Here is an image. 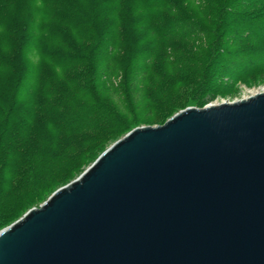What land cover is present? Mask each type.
I'll return each instance as SVG.
<instances>
[{
    "label": "water",
    "instance_id": "obj_1",
    "mask_svg": "<svg viewBox=\"0 0 264 264\" xmlns=\"http://www.w3.org/2000/svg\"><path fill=\"white\" fill-rule=\"evenodd\" d=\"M130 126L0 228V264H264V90Z\"/></svg>",
    "mask_w": 264,
    "mask_h": 264
},
{
    "label": "rangeland",
    "instance_id": "obj_2",
    "mask_svg": "<svg viewBox=\"0 0 264 264\" xmlns=\"http://www.w3.org/2000/svg\"><path fill=\"white\" fill-rule=\"evenodd\" d=\"M112 1L119 7L121 1ZM126 1L132 3L130 12L126 14L124 12H117V14L109 10L103 13L102 11L87 13L81 9L80 0L65 1L64 4L62 3L63 18L73 17L78 21L75 27L63 25L64 28L61 30L55 27L57 22L54 21L53 12L56 9H52L49 13L42 11V16H36L41 20L40 28L43 27L46 35L51 34L52 37L40 50H36L34 46L25 49L23 56L26 57L27 64L26 66L18 64L19 71L24 69V74L20 75L21 87L14 92L17 80L15 76L18 73L16 68L9 70L12 78L5 71L0 72V140H3L0 141V147L10 164L18 159L9 155L17 142L24 143L23 149L28 151L33 148L35 138L39 134L47 131L50 135H55L46 119L48 110L44 109L45 115L33 119L25 126V129L19 130L20 133L18 131L11 139H7V135L1 136L5 112L14 105L13 93L17 98L23 99V103H30L32 97L41 98L47 108L53 105L56 107V113L60 115L62 112L55 105L57 88L64 87L65 91L72 92V84L85 85L87 79L93 77L95 70L99 69L103 59L110 52L120 63L129 60L135 62L131 71L134 77L139 75L143 67L147 68V57L151 52L155 49L159 52L155 63L149 68L148 76L149 79L153 77L151 82L158 83L162 87L159 93H153L152 98L134 100L136 96L128 88L129 77L123 70H118L117 74L109 81L105 80L104 84L97 81L96 85H99L102 91L101 98L116 105L120 116L127 118L129 125L159 123L162 116L156 115L158 107H165L169 100L175 98L180 97L181 106L197 105L202 99L206 100L204 104H209L239 97L249 91L264 90V0L178 1L182 6L180 12L183 14L181 15L208 28L214 27L212 32L186 40L159 38L152 32L154 24H157L160 29L165 28V22L173 18L172 14L161 9L146 8L139 0ZM234 5L238 9H235ZM231 6L233 9L228 12ZM73 7L78 9L77 12H72ZM246 7L249 8L246 10ZM218 10L221 21L214 23L213 19ZM49 25L50 28H48ZM48 29H50L49 32ZM4 32L5 27L0 26V39ZM7 45V41L0 43V54L7 50ZM72 52L81 58L69 59L67 55ZM59 54H63L60 66L56 62ZM138 54L140 57L135 60L134 55L138 56ZM81 68H85V71L78 74ZM203 71L205 74L202 76ZM212 71L216 72V76L212 77ZM177 78L180 82H176ZM31 88L33 91H30ZM125 98L132 99L131 106H127V110L118 106L119 100L122 101ZM76 100L80 104L87 103L86 99H81L79 96H76ZM29 103L25 107L21 103L19 108L13 107L9 122L17 123L16 116L21 113L24 116L26 114L30 116ZM67 139L73 140L74 137L63 136L62 142ZM106 141L93 143L85 141L77 155L73 154L72 157L69 156L70 154L67 155L70 159L63 164L47 163L41 170L37 183L29 186L31 188L28 192L30 193L28 205L74 173ZM50 161L52 159L46 160V162ZM23 209V207L19 208L13 217Z\"/></svg>",
    "mask_w": 264,
    "mask_h": 264
},
{
    "label": "trees",
    "instance_id": "obj_3",
    "mask_svg": "<svg viewBox=\"0 0 264 264\" xmlns=\"http://www.w3.org/2000/svg\"><path fill=\"white\" fill-rule=\"evenodd\" d=\"M65 1L68 2L69 0H0V26L5 27V32L1 36L0 43L4 41L8 43L6 46L7 50L0 54V72L5 71V73L12 78L9 70H11V68L17 69L18 73L15 76L17 80L14 86V92H16L22 84L20 75L24 74V69L23 71H19L18 64L21 63L24 66L27 64V59L23 56L25 49L34 46L36 50H40L47 45L45 42L48 43L52 37L51 34H48V36L46 35L43 27L40 28L41 20L37 19L36 16H42V11L49 13L52 9H56V11L53 12V16L55 17L54 21L57 22L55 24L56 28L61 30L64 28L63 25H72L75 27V23L78 21L77 19L74 20L73 17L63 18L64 15L62 10ZM118 1H121L119 7L118 4L113 3L112 0H80L82 3L81 9L87 13H96L97 11H102L101 13H103L107 10L113 13H129L132 3L126 0ZM139 1L146 8L161 9L173 15L172 19L165 22L166 27L163 29H160L157 24H154L152 32L156 37H170L186 40L204 35L209 31L212 32L214 29L213 26H209L208 28L195 22L191 18L185 17V15H181L183 12H180V8L182 7L178 3L180 0ZM232 6L228 12L232 11ZM234 7L238 9L235 5ZM248 8L249 7H246V10ZM77 10L76 7H73L72 12H77ZM224 11L226 10L224 9ZM220 19L221 15H219L218 10L213 22L217 23V21H221ZM48 28H50V25ZM121 28L123 31V26H121ZM31 30H35L36 32H32ZM39 31H41L40 34L38 33ZM49 31L50 29H48V32ZM3 36L4 39H2ZM121 42L122 48L124 49L123 38ZM158 53L156 49L151 52L147 57V68L144 69L143 67L139 75H135V77L131 74L135 62L133 63V61L129 60L120 63L119 60L111 55V52L107 53V56L103 59L102 65L99 66V69L97 68L95 70L93 77L87 79L85 85L80 84L79 86L75 83L77 87L72 84V92L65 91L64 87L57 88L55 91V98L57 100L55 105L60 112H62L60 115L56 113V107L53 105L47 108L41 98L36 99L32 97L30 103L27 102L29 103V110L31 109V115L27 116L26 114L24 116V114L21 113L16 116L17 123L9 122L13 114V107L19 108L18 106L20 103L23 107L27 105V103L22 102L23 99L17 98L16 94L13 93L12 102L14 105L9 107L7 112H5L1 136L7 135V139H11L19 130L25 129V126L31 123L33 119L40 118L44 114V109L48 110L46 111V115H48L46 119L55 135H50V132L48 133L47 131L44 133L47 135L39 134L35 138L33 148L28 149V151L23 149L24 143L17 142L13 152L9 155L11 157H17L18 159L11 162V164L6 159L3 149L0 147V228L10 223L11 220L9 219H13V215L19 208H26L30 196L28 192L31 187L29 186L37 183L42 172L41 170L44 169L47 163L54 165L58 163L63 164L70 159L67 155L70 154V157H72L73 154L75 156L77 155L85 141H90L92 143L96 141H106L113 136L124 134L133 128L128 124L127 118H122L120 116V111L116 105L101 98V88L96 84L98 82L104 84L105 80L109 81L112 76L117 74L118 70H123L130 79H128V88L131 92H134V96H136L134 100L140 101L141 99L144 100L146 97L152 98L153 93H159V89L162 87V85L159 86L158 83L151 82L153 77L149 79L148 76L149 68L155 63ZM140 54L142 55V53ZM140 54H138V56L134 55V59L136 60L137 57H140ZM62 56L63 54H59V59L56 61L59 66L62 63ZM67 57L69 59H75V57L81 58V56L73 52L69 53ZM21 68L22 67H20V69ZM136 68H139V66H136ZM84 69L85 68L79 69L78 74L84 72ZM211 73L212 77L216 76V72L212 71ZM203 74H205L204 71L201 75L203 76ZM154 76L157 77L156 73H154ZM178 79L179 78H177L176 82H180ZM153 84L155 85L154 87ZM31 90L32 88L30 91ZM158 95L159 94H157V96ZM76 96H79L81 99H86L87 103L80 104L79 101L76 100ZM168 102L169 103L165 107H158L156 112L157 116H162L164 119H167L175 111H178L182 105L180 97L169 100ZM131 103L132 99L128 100L125 98V100H119L118 106L121 107V109L127 110V106L130 107ZM199 103L203 105L206 103V100L202 99ZM15 124L16 126H14ZM63 136H72L74 139H71L72 141L67 139L62 142ZM83 157V159H85L86 155ZM62 158H65V160L61 161ZM47 159H52V161L46 162Z\"/></svg>",
    "mask_w": 264,
    "mask_h": 264
}]
</instances>
